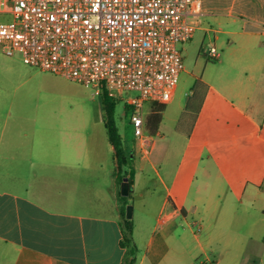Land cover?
<instances>
[{
    "label": "crops",
    "instance_id": "1",
    "mask_svg": "<svg viewBox=\"0 0 264 264\" xmlns=\"http://www.w3.org/2000/svg\"><path fill=\"white\" fill-rule=\"evenodd\" d=\"M210 3L201 0L200 16H212L215 27L196 29L212 33L214 41L226 37L238 78L228 87L199 79L206 86L203 100L191 108L186 103L193 91L188 94L180 117L191 118V125L186 140L176 142L171 171L161 173L152 159L155 136L164 138L167 102L156 132L148 133L149 145L136 139L135 151L124 147L134 168L130 190L135 178L150 181L152 169L165 192L159 223L145 251L138 248L136 264H180L185 256L193 264L190 240L202 252L200 264H264V0H237L236 17L228 7L218 17ZM3 57L1 50L0 264H123L117 203L123 178L110 167L112 145L54 134L46 113L14 114L4 103Z\"/></svg>",
    "mask_w": 264,
    "mask_h": 264
},
{
    "label": "built area",
    "instance_id": "2",
    "mask_svg": "<svg viewBox=\"0 0 264 264\" xmlns=\"http://www.w3.org/2000/svg\"><path fill=\"white\" fill-rule=\"evenodd\" d=\"M201 12V0H6L0 49L113 98L134 91L130 123L148 146L145 103L171 98L184 69L178 44L192 38ZM207 54L219 56L214 43Z\"/></svg>",
    "mask_w": 264,
    "mask_h": 264
},
{
    "label": "rangeland",
    "instance_id": "3",
    "mask_svg": "<svg viewBox=\"0 0 264 264\" xmlns=\"http://www.w3.org/2000/svg\"><path fill=\"white\" fill-rule=\"evenodd\" d=\"M236 3L237 0H211L210 4L213 6L212 11L218 17L223 14L222 12L225 11L226 7L231 12L229 17H236ZM4 7H6V0H0V9ZM10 19L9 14L0 13V22H6ZM198 22L203 27H215L216 23L212 16L205 15L200 16ZM225 41L226 37L224 35H220L219 39L214 41L212 33H205L201 29H196L191 39L178 44L183 57L184 69L180 73L171 98L166 103L160 125L162 137L164 138L161 139L160 136H155L159 147L154 150L152 156L156 169L161 173L171 171L175 167L178 159L177 149L174 148L177 145L176 142L185 141L187 138L191 118L187 117L183 120L180 117V107L184 106L194 84L203 78L218 87H228L235 83L238 78L230 63L229 49L225 47ZM210 43L215 44L217 51L220 53L219 58H211L207 54ZM3 56L4 103L5 106L9 104L14 106V114H17L21 119H31L41 117L46 113L47 125L51 126L52 133L94 136L98 137V140L104 141L108 148L110 147L107 129L104 124L105 113L101 99L102 89L93 86L86 87L81 83L48 71L47 76L43 75L45 71L24 64L18 53L12 56L3 53ZM135 94L134 91H125L121 97L114 98L116 104L113 114L123 147L131 148L133 151H135L137 140L134 137L133 127L130 123L127 100ZM159 104H165V102H146L144 112L149 114L155 109L154 107L159 108ZM44 109H46L45 112ZM145 128L147 133H152L149 131L148 125ZM168 140H173V142L168 143ZM163 144L166 149L160 147ZM109 154L112 162L114 154L111 152ZM110 167L115 170L118 180L126 177L124 175L125 171L129 175L130 170L128 167H124L123 172H117L116 160L115 166L110 165ZM148 173L151 177L150 181L136 180L135 178V186L128 195L121 194L120 185H118L117 191V203L121 210V220L128 219L126 217L127 206L131 205L133 207V215L130 218L136 226L133 239L141 253L145 251L148 236L153 233L155 225L159 223L157 215L165 196L164 190L157 183V176L154 171L149 169ZM7 179L2 177L1 182H6ZM141 191L143 192L142 195H140ZM187 249L196 253L195 258L192 260L193 264H200L203 255L197 243L190 240ZM186 257H183L184 259L181 260L180 264H190L191 261L187 260ZM144 264L150 263L145 261Z\"/></svg>",
    "mask_w": 264,
    "mask_h": 264
},
{
    "label": "trees",
    "instance_id": "4",
    "mask_svg": "<svg viewBox=\"0 0 264 264\" xmlns=\"http://www.w3.org/2000/svg\"><path fill=\"white\" fill-rule=\"evenodd\" d=\"M205 85L202 84L200 80H198L193 88H192V95L188 98L186 107L191 108L195 105H200L203 100V93L205 91ZM101 99L102 105L105 113V120L104 124L107 129L108 139L110 144L114 150V156L116 160L117 172H123L122 169L124 167H128L130 172L127 175L125 171L124 175L128 176L129 181H132L134 176V168L131 165L130 156H128L124 150L122 145L121 136L118 132V128L116 126L113 114L115 109V100L112 96H109L107 91L103 88L101 92ZM158 103V102H156ZM159 108L154 107L155 109L152 110L147 116V125L149 131L155 133L158 125L161 121V114L160 111L163 109L164 104H159ZM127 110L131 113L132 108L127 105ZM130 116V115H129ZM122 178H120L121 180ZM121 228H122V238L120 240V244L122 247L125 248V255L123 258V264H136L137 263V253L138 247L135 244L132 236L133 232V223L131 219H123L121 220Z\"/></svg>",
    "mask_w": 264,
    "mask_h": 264
},
{
    "label": "water",
    "instance_id": "5",
    "mask_svg": "<svg viewBox=\"0 0 264 264\" xmlns=\"http://www.w3.org/2000/svg\"><path fill=\"white\" fill-rule=\"evenodd\" d=\"M130 183L131 181H129L127 177L123 178V181L121 183V194L122 195L126 196L129 194ZM132 215H133V207L131 205H128L126 208V217L130 219Z\"/></svg>",
    "mask_w": 264,
    "mask_h": 264
}]
</instances>
